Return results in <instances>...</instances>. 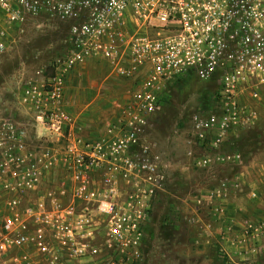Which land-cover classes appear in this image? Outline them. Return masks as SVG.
I'll return each mask as SVG.
<instances>
[{
	"label": "built area",
	"instance_id": "1",
	"mask_svg": "<svg viewBox=\"0 0 264 264\" xmlns=\"http://www.w3.org/2000/svg\"><path fill=\"white\" fill-rule=\"evenodd\" d=\"M34 22L64 27L46 84L25 88L21 103L57 136L37 159L45 171L53 165L63 171L67 201L49 193V205H21L40 173L20 127L7 124L0 177L13 184L0 264H138L165 169L144 130L169 83H218L214 111L194 115L181 143L192 165L211 171L245 164L239 151L220 149L237 132L254 129L264 109V0H0V58L11 35ZM88 61L107 68L94 92L111 100L107 110L116 117L103 137H70L61 104ZM240 176H224L193 203L211 208L242 189ZM241 234L245 243L263 240L264 219L244 220Z\"/></svg>",
	"mask_w": 264,
	"mask_h": 264
},
{
	"label": "rangeland",
	"instance_id": "2",
	"mask_svg": "<svg viewBox=\"0 0 264 264\" xmlns=\"http://www.w3.org/2000/svg\"><path fill=\"white\" fill-rule=\"evenodd\" d=\"M63 28L50 22H34L18 28L11 35L14 41L11 48L0 58V144L2 139L7 138L6 125L14 124L23 132L18 137L24 141L27 139L26 143L31 145L35 158L33 165L40 177L26 197L22 194L21 205L36 209L41 204H50L49 193L59 194L63 201H67L61 191L68 178L60 168L53 165L48 172L43 167L44 163H39L40 150L51 145L47 141L57 136L44 129L43 123L38 120L39 114L22 104L21 96L24 89L32 84H46L54 59L61 55L59 41L64 35ZM106 76L104 65L88 61L82 67L80 77L70 83L61 104V110L70 120V137H103L106 125L114 123L116 114L111 109L107 110L111 100L106 96L95 97L94 92L104 83ZM217 90L216 81L184 79L171 82L166 86L159 110L148 121L144 130L147 144L161 156L165 169L163 187L153 199L150 218L144 229L143 259L138 264H264V239L247 243L245 249L237 254L228 251L224 241H216L213 237L207 239L198 222L204 210L195 206L194 197L216 185L222 177L233 176L238 171L232 166L201 171L181 152V143L189 130L191 118L214 111ZM59 146L54 144L49 147ZM4 149L0 146V161L5 154ZM235 151L240 152L249 166L246 168L249 176L260 177V172L264 170L263 108L258 111L254 129L237 132L220 149L221 153ZM206 153L196 152L197 156ZM11 184L13 182L9 178L0 177V232L11 206L12 199L7 192ZM234 194L244 197L245 193ZM260 200L264 202V197ZM246 212L250 214L252 210L247 208ZM256 215L264 218V210H257ZM245 218L254 221L250 215Z\"/></svg>",
	"mask_w": 264,
	"mask_h": 264
},
{
	"label": "crops",
	"instance_id": "3",
	"mask_svg": "<svg viewBox=\"0 0 264 264\" xmlns=\"http://www.w3.org/2000/svg\"><path fill=\"white\" fill-rule=\"evenodd\" d=\"M247 167L249 166L244 164L242 167L237 168L238 171L236 172V175L241 174L239 179H242L241 181L244 182L242 189L240 191H231L226 196H222L211 208L207 204H204L200 207V209L204 210L203 216H201L202 219L198 220L202 226V232L207 239L213 237L216 241H224L226 249L237 254L248 245L243 241L241 234L243 222L246 220L245 217L250 215L254 219V222L264 219L256 215L257 210L258 212L261 209L264 210V202L260 200V198L262 199L264 197V170L260 172V177L255 175L256 179L255 177L251 178L249 176L246 170ZM249 173L250 175L253 174L252 172ZM245 175H248V177H245ZM262 177L263 179H261ZM215 187L216 185L201 194ZM242 191L245 193L244 197L234 196V193H241ZM251 193H254L256 198H251ZM247 208L248 210L249 208L252 210L250 214H246ZM216 209L221 212H216ZM194 210H197V208H194ZM194 210L193 213H195Z\"/></svg>",
	"mask_w": 264,
	"mask_h": 264
}]
</instances>
